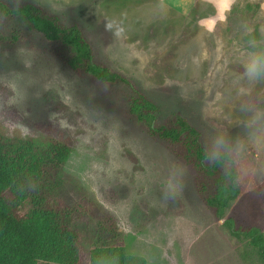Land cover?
Wrapping results in <instances>:
<instances>
[{
	"label": "rangeland",
	"instance_id": "1",
	"mask_svg": "<svg viewBox=\"0 0 264 264\" xmlns=\"http://www.w3.org/2000/svg\"><path fill=\"white\" fill-rule=\"evenodd\" d=\"M8 1L77 22L97 58L155 100L161 120L187 117L213 157L231 147L241 194L227 215L264 232V108L251 107L264 101V63L251 49L260 41L247 38L264 33V0H233L224 19L216 0ZM10 24L0 19V131L36 147L71 142L59 188L91 206L75 221L85 250L122 241L149 264H251L199 193L194 168L128 112V86L75 72L40 36L13 41Z\"/></svg>",
	"mask_w": 264,
	"mask_h": 264
},
{
	"label": "trees",
	"instance_id": "2",
	"mask_svg": "<svg viewBox=\"0 0 264 264\" xmlns=\"http://www.w3.org/2000/svg\"><path fill=\"white\" fill-rule=\"evenodd\" d=\"M259 7L256 3L255 8ZM0 19L14 26L13 41L26 35L40 36L48 43L51 54L75 72L105 85L128 86L132 92L126 100L128 112L147 123L153 137L165 141L175 155L194 168L197 189L204 201L222 225L245 242L244 260L264 264L262 229L236 226L234 217L227 215L241 194L231 147L213 157L201 131L187 117L177 112L161 120L155 100L97 58L92 41L77 22L68 24L39 3L8 0H0ZM247 38L260 41L251 49L264 63V33L254 30ZM253 100L251 107L264 108V101L258 97ZM3 111L23 120L15 110ZM36 146L0 131V264H149L146 257L128 251L122 241L96 244L88 250L82 247L75 221L90 213L91 206L84 200L69 202L59 188L72 144L50 138L47 145Z\"/></svg>",
	"mask_w": 264,
	"mask_h": 264
},
{
	"label": "clouds",
	"instance_id": "3",
	"mask_svg": "<svg viewBox=\"0 0 264 264\" xmlns=\"http://www.w3.org/2000/svg\"><path fill=\"white\" fill-rule=\"evenodd\" d=\"M233 3V0H216V6H217V12L218 14H221V19H224L225 17L222 15V13H226ZM106 28H111V25H106ZM22 133H27V129L20 126Z\"/></svg>",
	"mask_w": 264,
	"mask_h": 264
}]
</instances>
